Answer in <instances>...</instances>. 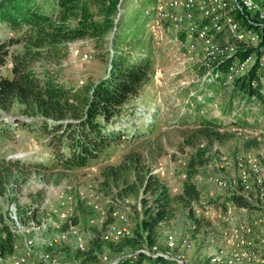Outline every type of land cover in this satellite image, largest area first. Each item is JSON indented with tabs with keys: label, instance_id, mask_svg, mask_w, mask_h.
Masks as SVG:
<instances>
[{
	"label": "rangeland",
	"instance_id": "rangeland-1",
	"mask_svg": "<svg viewBox=\"0 0 264 264\" xmlns=\"http://www.w3.org/2000/svg\"><path fill=\"white\" fill-rule=\"evenodd\" d=\"M29 1L0 3V46L12 42L0 69L8 77L12 76L10 55L21 52L20 34L26 25L18 21L10 27L4 19L15 18L16 10L32 4L47 15L58 11L56 0ZM153 6L154 0H117L104 43L82 38L42 46L29 66L41 80L66 87L92 85L107 76L108 58L120 49L116 33L125 37L123 47L130 54L151 59L155 76L133 100L135 108L120 117L116 127L120 126L122 135L112 157L102 154L88 167L64 172L43 168L51 158L47 136L39 127L41 116L25 111L28 108L17 102L8 110L0 109V159L21 164L11 169L0 166V242L5 228L13 236V251L0 252V264H11L22 254H29L28 264H83L78 253L95 237L118 241L107 233L110 226L125 227L132 234L144 196L141 182L149 175L176 196L188 169L193 170L191 180L201 192L200 199L189 206L176 205L174 219L159 227L155 245L163 250L168 234L190 236L193 249L185 254L195 261L206 260L221 237L224 226L217 204L233 195L257 199L251 168L259 167L264 176V107L232 92L230 80H206L203 70L197 69L200 65L184 60L183 50H178L186 39L175 41L169 32L155 44L145 15ZM259 14L252 13L254 21ZM97 51L109 55L99 59ZM262 85L264 91V80ZM207 120L211 125L203 124ZM131 152L140 157L134 173L106 181L101 169L118 164ZM258 205L264 207V202L258 200ZM251 214L264 217V210ZM121 256L105 242L97 252V264H113Z\"/></svg>",
	"mask_w": 264,
	"mask_h": 264
},
{
	"label": "trees",
	"instance_id": "trees-1",
	"mask_svg": "<svg viewBox=\"0 0 264 264\" xmlns=\"http://www.w3.org/2000/svg\"><path fill=\"white\" fill-rule=\"evenodd\" d=\"M4 1L15 0H2L1 5ZM116 2L117 0H56L58 11L54 16L41 12L37 5L32 4L26 5L23 10H16L15 18L4 19L10 27L19 21L26 25V30L20 34L24 40L21 52L10 55L12 76H5L0 70V109L8 110L13 102H17L28 108L25 111L41 116L39 127L47 136L51 158L48 166L44 165L43 168L64 172L88 167L93 161L100 159L102 154L112 157L114 145L122 135L120 126L116 127L120 117L135 108L133 100L141 96L153 79L155 68L151 59L130 54L123 47L125 37L117 33L114 39L116 44L120 43V49L111 52L108 58L110 68L107 76L92 85L84 83L66 87L51 79L41 80L29 68L42 46L82 38H90L95 44L104 43V36L113 25ZM256 29L260 32V41L256 46L241 45L236 54L239 59L243 60L250 54L259 57L264 51V24ZM10 42L11 39L8 44L0 46V69L9 55ZM103 55L100 51L96 53L99 59H104L109 54L105 52ZM220 68L224 73L225 66ZM197 69L200 71L202 67ZM222 77L225 79L223 75L218 80ZM253 81L255 85H252ZM231 87L235 94L264 107V91L257 73V64L245 74L234 77ZM210 123L207 120L203 124L209 126ZM202 130L208 128L204 127ZM139 160L136 153H127L118 164L104 166L101 174L106 181L119 180L134 173ZM193 165L192 162L190 166ZM0 166L11 169L19 168L21 164L0 159ZM192 174L193 170L189 168L182 191L176 196H171L156 176L144 177L141 182L144 196L141 198V210H135L138 218L132 234L119 238L117 242L95 237L85 250L78 253L82 263L97 264V252L105 242L115 253L125 254L126 251H131L130 255L119 257L113 264L160 262V258L150 257L136 250L156 244L159 227L174 219L177 204L189 206L200 199L201 192L191 180ZM147 193L150 196L146 197ZM229 199L237 205L253 207L248 199L240 195H233ZM196 227L197 232L200 228L199 221ZM5 229L6 235L0 242V252L11 254L13 236Z\"/></svg>",
	"mask_w": 264,
	"mask_h": 264
},
{
	"label": "built area",
	"instance_id": "built-area-1",
	"mask_svg": "<svg viewBox=\"0 0 264 264\" xmlns=\"http://www.w3.org/2000/svg\"><path fill=\"white\" fill-rule=\"evenodd\" d=\"M263 7L264 0H154V6L145 10L149 18L146 26L155 44L164 41L169 32L175 41L186 39V45L178 50H183L184 60L202 67L204 78L208 81H217L223 75L225 80L232 81L257 64L262 82L264 51L259 57L250 54L243 60L236 54L241 45L256 46L260 41V32L256 27L264 24ZM258 11L259 20L254 21L252 13ZM222 66H225L224 73L220 68ZM252 85H255L254 81ZM251 175L257 199L240 196L248 199L253 207L237 205L232 199L217 204L215 210L224 228L206 260L188 258L185 253L193 249L192 239L174 234L166 235L163 250L153 245L136 252L160 258L157 264H264V217L251 214L252 210H264L262 205H258V200L264 202V176L257 166H252ZM109 232L115 239L130 235L125 227L115 225L109 227ZM107 233L106 239L109 237ZM28 255L14 257L11 264H28Z\"/></svg>",
	"mask_w": 264,
	"mask_h": 264
}]
</instances>
